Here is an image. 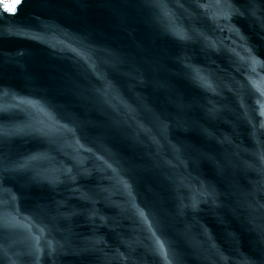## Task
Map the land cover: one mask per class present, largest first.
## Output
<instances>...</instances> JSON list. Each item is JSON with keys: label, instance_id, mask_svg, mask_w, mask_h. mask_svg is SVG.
I'll list each match as a JSON object with an SVG mask.
<instances>
[{"label": "water", "instance_id": "obj_1", "mask_svg": "<svg viewBox=\"0 0 264 264\" xmlns=\"http://www.w3.org/2000/svg\"><path fill=\"white\" fill-rule=\"evenodd\" d=\"M0 264H264V0H0Z\"/></svg>", "mask_w": 264, "mask_h": 264}, {"label": "bare ground", "instance_id": "obj_2", "mask_svg": "<svg viewBox=\"0 0 264 264\" xmlns=\"http://www.w3.org/2000/svg\"><path fill=\"white\" fill-rule=\"evenodd\" d=\"M1 1H3L6 5L13 6L17 0H15V1L14 0H8L7 3H9V4H7L4 0H1Z\"/></svg>", "mask_w": 264, "mask_h": 264}, {"label": "rangeland", "instance_id": "obj_3", "mask_svg": "<svg viewBox=\"0 0 264 264\" xmlns=\"http://www.w3.org/2000/svg\"><path fill=\"white\" fill-rule=\"evenodd\" d=\"M4 1L7 3L8 0H4ZM14 1H15V0H14ZM14 1H13V2H14ZM7 4H9V3H7Z\"/></svg>", "mask_w": 264, "mask_h": 264}]
</instances>
